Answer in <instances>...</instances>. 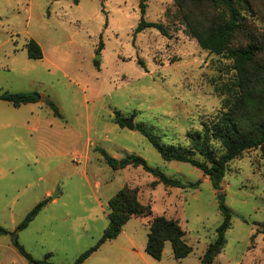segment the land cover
<instances>
[{"label": "rangeland", "instance_id": "obj_1", "mask_svg": "<svg viewBox=\"0 0 264 264\" xmlns=\"http://www.w3.org/2000/svg\"><path fill=\"white\" fill-rule=\"evenodd\" d=\"M238 1V0H237ZM140 0H0V92L38 91L56 102L62 117L45 101L15 106L0 99V225L14 231L41 200H51L18 240L38 260L73 264L95 245L109 222V199L125 185L137 187L151 213L133 216L114 239L82 264H200L223 216L219 198L232 211L226 243L211 264H264V154L244 150L228 162L221 188L189 162L166 161L136 128L115 122L114 109L142 122L165 144L188 149L187 133L203 129L227 108L224 83L237 76L234 59L202 48L188 31L186 15L206 26L219 9L206 2L145 0L144 18L163 23L135 29ZM242 5L249 31L231 46L264 42V0ZM227 12V10H226ZM36 39L42 58L28 57L25 43ZM100 56V57H99ZM99 61V66L95 65ZM142 61V62H140ZM264 64V52L256 57ZM217 154L224 147L211 140ZM96 146L121 158L143 156L186 188L151 182L142 166L114 169ZM195 157L201 156L194 151ZM221 191V192H219ZM178 219L193 251L180 259L166 241L161 259L145 251L150 221ZM0 264L30 262L0 234Z\"/></svg>", "mask_w": 264, "mask_h": 264}, {"label": "trees", "instance_id": "obj_2", "mask_svg": "<svg viewBox=\"0 0 264 264\" xmlns=\"http://www.w3.org/2000/svg\"><path fill=\"white\" fill-rule=\"evenodd\" d=\"M80 0H74L78 3ZM178 6H184L187 1L193 3L206 2L219 9L220 16L217 21L209 25H202L186 15L188 31L196 37L200 46L209 49L217 54L227 52V56L234 59L237 69V76L231 83H224L228 96L224 101L223 110L215 118L203 122V129L190 131L187 136L190 147L183 149L173 144H165L159 135L155 134L144 123H135V128L147 137L149 142L159 151L166 161L189 162L200 168L204 174L208 175L212 186L221 188V182L226 174L228 162L241 154L244 150L253 147H260L264 154V64L256 61V57L264 52V42L250 40L247 44L231 46L232 39L238 33L249 31L247 17L242 13V5L249 6L248 0H175ZM142 16L135 32H140L147 27H155L164 35H168V30L161 22L148 21L144 18L146 11L145 0H140ZM227 10V12H226ZM28 57L38 59L44 56L40 43L29 38L25 43ZM142 62V61H140ZM95 65L99 66V61L95 60ZM41 93L38 91L13 92L5 90L0 92V99L8 101L15 106L31 102H39ZM53 111V114L62 117L59 106L50 98L45 99ZM114 119L121 127L125 126L126 117L121 114V110L114 109ZM220 141L224 150L217 154L211 146L210 141ZM105 158L107 164L114 169L128 166H142L146 171L152 173L156 179L151 182V186L163 183L166 186L186 188L193 183H187L178 177L166 174L162 169L150 165L147 160L136 153H128L121 158L111 155L104 147L96 146ZM196 151L201 158L195 157ZM51 200L46 197L39 201L17 225L14 231L0 225V234L11 233L12 240L18 251L30 262L36 264H55L48 260L50 253L45 259H35L19 242L18 231L27 227L37 216L41 209ZM219 209L223 219L216 228V237L209 243L200 264H211L214 258L223 249L226 238L225 232L232 224V211L226 204L224 197L219 198ZM151 205L143 203L138 197L137 187L125 185L119 189L109 199V222L103 231L99 241L82 252L73 264H82L95 250L104 242L116 238L122 231L124 224L133 216H145L151 213ZM185 231L178 219L169 218L165 215L155 216L149 224L145 251L155 259H161L166 241H171L174 256L178 259L187 256L193 251L184 238Z\"/></svg>", "mask_w": 264, "mask_h": 264}, {"label": "water", "instance_id": "obj_3", "mask_svg": "<svg viewBox=\"0 0 264 264\" xmlns=\"http://www.w3.org/2000/svg\"><path fill=\"white\" fill-rule=\"evenodd\" d=\"M45 99H46V97H41V100L45 101ZM124 123H125V126H127L130 129L135 128V122L131 118H126ZM219 192H221V191H219Z\"/></svg>", "mask_w": 264, "mask_h": 264}, {"label": "crops", "instance_id": "obj_4", "mask_svg": "<svg viewBox=\"0 0 264 264\" xmlns=\"http://www.w3.org/2000/svg\"><path fill=\"white\" fill-rule=\"evenodd\" d=\"M33 102H31V103H27V104H32Z\"/></svg>", "mask_w": 264, "mask_h": 264}]
</instances>
